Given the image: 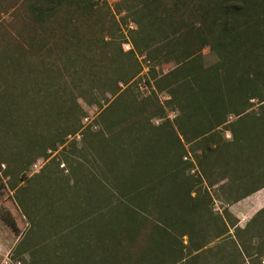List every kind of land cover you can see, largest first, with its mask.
<instances>
[{
  "label": "rangeland",
  "instance_id": "obj_1",
  "mask_svg": "<svg viewBox=\"0 0 264 264\" xmlns=\"http://www.w3.org/2000/svg\"><path fill=\"white\" fill-rule=\"evenodd\" d=\"M29 1L0 0V264H88L91 257L78 252L85 245L80 237L87 232L89 254L97 240L91 224L77 229L83 218L94 216L86 197L93 200L94 188V203L104 204L106 197L116 203L126 190L117 185L126 181L130 164L119 160L117 178V172L104 170L99 151L110 155L123 139L129 142L115 136L121 122L145 120L152 129L184 123L168 94L171 77L164 76L178 64L141 52L131 11L139 0H89L90 11L61 8L42 25L29 13ZM169 50L180 53L182 47ZM216 61L209 48L201 51L204 67ZM134 99L136 107L123 108ZM262 104L251 100L239 116L244 123L229 116L210 136L214 151L202 150V137L192 144L181 139L183 161L191 165L184 179L193 178L197 197L209 209L193 217L197 230L186 252L204 247L183 264H264V208L252 206L264 196ZM99 179L105 186L98 187ZM150 232L141 235L153 240ZM189 239L181 241L188 245ZM148 259L142 264H164L166 256Z\"/></svg>",
  "mask_w": 264,
  "mask_h": 264
},
{
  "label": "trees",
  "instance_id": "obj_2",
  "mask_svg": "<svg viewBox=\"0 0 264 264\" xmlns=\"http://www.w3.org/2000/svg\"><path fill=\"white\" fill-rule=\"evenodd\" d=\"M91 6L89 0H30L29 13L42 25L61 8L88 12ZM131 11L137 26L134 33L143 43L141 52L150 58L151 52L158 53L166 62L178 64L164 76L171 77L168 94L184 123L176 120V129L172 125L152 129L145 120L130 126L118 124L121 127L115 136L129 138V142L123 139L110 155L101 147L99 157L104 170L117 172V178L121 173L119 160L130 162L125 169L126 181L117 185L126 190L115 197L116 203L106 197L104 204L94 203V188L89 192L93 200L86 197V201L93 206L94 216L83 218L77 229L85 230L86 224H91L98 244L89 254L86 248H91V240L86 232L87 236L80 237L85 245L78 252L91 257L88 264H142L144 258L156 260L159 253L166 256L164 264H183L187 258L197 259L204 247L186 252L189 238L197 230L193 217H202L209 209L205 198L197 197L193 178L184 179V169L191 165L183 161L186 151L182 140L192 144L202 137V150L206 154L214 151L208 142L210 136L227 124L229 116L244 123L239 116L249 110L251 100L264 102V89L258 87L264 88V0H139ZM171 46H181L182 52H171ZM204 48L217 57L207 68L200 62ZM156 88L161 90L159 81ZM137 105L136 99L123 102L124 109ZM183 125L190 127V133ZM49 146L55 149L56 145ZM97 185L101 188L105 183L99 179ZM19 204L31 219L29 210ZM148 229L153 240L141 235ZM184 236L188 245L181 241Z\"/></svg>",
  "mask_w": 264,
  "mask_h": 264
},
{
  "label": "crops",
  "instance_id": "obj_3",
  "mask_svg": "<svg viewBox=\"0 0 264 264\" xmlns=\"http://www.w3.org/2000/svg\"><path fill=\"white\" fill-rule=\"evenodd\" d=\"M262 190H264V188H262ZM262 190H258V191H256V192H254V194L256 195V194H261V191ZM252 195V194H251ZM254 195V196H255ZM247 197H249V196H247ZM252 206H255V207H257V208H259V209H261V208H264V196H262V197H260V198H258V199H255V200H253V202H252Z\"/></svg>",
  "mask_w": 264,
  "mask_h": 264
},
{
  "label": "built area",
  "instance_id": "obj_4",
  "mask_svg": "<svg viewBox=\"0 0 264 264\" xmlns=\"http://www.w3.org/2000/svg\"><path fill=\"white\" fill-rule=\"evenodd\" d=\"M140 86H143L144 88H146L145 85H144V83H142ZM140 88H141V87H140Z\"/></svg>",
  "mask_w": 264,
  "mask_h": 264
}]
</instances>
